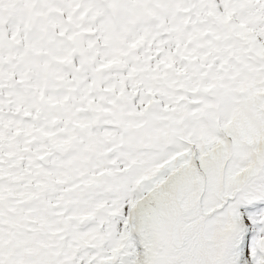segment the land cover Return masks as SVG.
<instances>
[{"label": "snow or ice", "instance_id": "obj_1", "mask_svg": "<svg viewBox=\"0 0 264 264\" xmlns=\"http://www.w3.org/2000/svg\"><path fill=\"white\" fill-rule=\"evenodd\" d=\"M0 264H264V0H0Z\"/></svg>", "mask_w": 264, "mask_h": 264}]
</instances>
